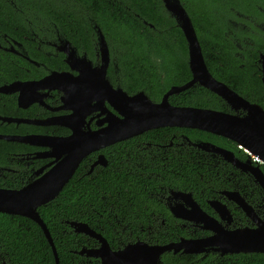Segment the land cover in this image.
I'll return each mask as SVG.
<instances>
[{
    "label": "trees",
    "instance_id": "16d2710c",
    "mask_svg": "<svg viewBox=\"0 0 264 264\" xmlns=\"http://www.w3.org/2000/svg\"><path fill=\"white\" fill-rule=\"evenodd\" d=\"M181 3L196 31L208 70L244 99L264 107V86L257 63L264 46V32L243 18L248 16L256 24H262L264 0H181ZM231 19L247 24V29L239 28L230 35L228 21ZM95 27L101 31L110 48L109 75L128 94L144 91L152 101L157 102L170 87L183 85L190 80L185 38L174 19L164 12L160 0H0V33H8L16 40H22L23 35L33 37L34 41L29 43L32 58L48 61L47 64L53 69L60 63H56L53 56L45 57L36 49V43L44 44L47 40L54 43L58 38H64L90 55L96 41ZM236 39L240 40L242 50L238 49ZM247 40L252 44H247ZM236 52L241 55H235ZM8 58L16 62L13 56ZM4 62L7 60H0L6 74L12 75L11 79H15V75L25 74ZM170 102L173 105L226 111L219 97L200 86L185 90L184 95L179 97H171ZM191 132L193 137L231 149L243 157L236 145L226 138L196 129ZM0 133L9 132L0 127ZM29 149L22 144L0 140V168L9 166L13 153L21 154ZM198 160L187 162V165L182 163L180 168L175 167L176 173L181 171L183 174L169 178L177 183L183 182L185 185L182 187L192 190L202 207L206 199L216 196V190L223 187L228 189V185L238 189L253 203L251 190L244 185H248L247 180L239 182L237 187L225 176L231 180L237 177L221 172L229 168L214 166L211 160L199 164ZM259 166L264 172V164ZM217 169H221L220 174L216 173ZM0 173V187L20 185L16 175L5 171ZM77 175L78 172L55 200L38 208L52 237L58 264H83L75 250L79 249V240L85 237L74 234L66 222H85L104 236L108 233L105 218L109 210L101 194L107 195L104 185L109 180L104 174H97L95 178L86 175L81 179ZM136 178L135 182L130 180L134 188L139 186L141 180ZM255 193L259 192L255 190ZM135 196H129L126 208L111 213L117 214L120 220L121 217H133L139 209L146 212L141 204L144 193L136 189ZM96 212L103 214L99 223L95 220ZM239 214V211H233L235 219L243 218ZM178 235L188 236V233L177 229L176 234L167 241ZM165 239L162 234L147 238L152 243L160 244L166 243ZM1 255L6 256L11 264H55L52 249L38 224L24 217L3 213H0ZM211 258L199 264H217ZM184 261L182 257H176L170 264H188ZM222 264H264V254L239 255L236 261H223Z\"/></svg>",
    "mask_w": 264,
    "mask_h": 264
},
{
    "label": "water",
    "instance_id": "95a60500",
    "mask_svg": "<svg viewBox=\"0 0 264 264\" xmlns=\"http://www.w3.org/2000/svg\"><path fill=\"white\" fill-rule=\"evenodd\" d=\"M162 2L165 10L174 19L185 38L191 79L183 85L170 87L160 102L152 101L144 91L128 95L119 87L113 88L105 80L104 69L109 60V50L103 34L95 27L98 47L104 64L101 65L102 71L98 68L88 70L90 69L88 65L81 68V75L79 74L80 76L75 80L65 78V82L68 83L62 89L64 93L63 102L64 104L69 103L68 105L74 106V108L77 107L71 109V114L62 118L47 120L0 118V120L8 123L16 124H56L72 131V134L67 138L0 134V140L53 148L54 156L57 160L60 159L58 162L56 160L55 165L48 172L20 189L0 188V213L21 216L38 224L52 249L55 264H58L57 252L49 230L37 211L38 208L53 201L59 195L86 155L145 131L161 127H184L208 132L234 142L246 154L247 160L245 162L236 158L233 152L209 142H201L197 144V147L208 153L221 156L225 162L242 172H249L264 193V173L258 164L252 165L251 163V159L257 157L260 163L264 164V107L244 99L211 75L191 19L180 1L162 0ZM70 47L69 42L65 41L58 47V50L64 51L66 64L73 68V63L76 66L79 61L74 59V51L69 50ZM257 62L260 65L261 82L264 86V48L259 54ZM68 75V73L52 72L46 79L55 80ZM80 82L82 83L80 84ZM31 85L34 84H28V86ZM194 85L205 88L223 100L231 113L208 108L174 106L169 103L170 95L185 91ZM14 86L16 87V84L7 86L4 90L0 88V91L12 93ZM54 88L59 87L55 86ZM22 95L24 94L19 95L18 103L20 107L25 108L27 103L22 100ZM91 101L94 102L92 106ZM105 101L118 114H113L103 108L102 112L105 113L106 117L102 122H97V125L105 122L107 123L106 126L95 131L90 130L91 119L86 122V117L91 113L92 108L96 110H99V107L102 108ZM103 160L104 157L100 156L98 158L99 164L105 165ZM224 194L252 221L253 227L227 229L226 226L231 224L233 217L225 204L218 200L209 202L211 210L217 216L214 218L203 211L189 193L181 194L185 205L176 204L171 212L175 217L193 223L200 230L211 232L209 237L181 239L179 243L164 246H150L144 242H136L118 252H112L103 237L90 230L86 224L72 222L70 226L76 233L86 234L96 238L101 243L99 249L90 250L88 253L100 258L102 264H158L163 253L171 251L177 253L180 250L186 254H199L209 251L220 255L264 253V220L258 218L252 207L237 192Z\"/></svg>",
    "mask_w": 264,
    "mask_h": 264
},
{
    "label": "flooded vegetation",
    "instance_id": "af4514ba",
    "mask_svg": "<svg viewBox=\"0 0 264 264\" xmlns=\"http://www.w3.org/2000/svg\"><path fill=\"white\" fill-rule=\"evenodd\" d=\"M179 1L181 3V0ZM160 2L162 3L164 12L167 13L162 0H160ZM182 7L184 8L183 5ZM243 18L247 22L254 24L259 30H262L264 32V22H262V24H256L254 20L249 19L248 16H245ZM228 23L230 27L228 28V33L230 35L234 34L233 32L237 31V29L240 28V24L242 25V23L233 19L229 20ZM231 23H234L237 27H231ZM236 40L238 49L242 50L239 44L240 40ZM33 41V37L29 38L25 35L22 36V40H16V38H14L8 33H0V60H7V62H4L5 65L10 64L12 66L11 68H17V70H21L25 73L15 75L16 78L11 79L12 75L10 73L6 74V69L3 68L0 64V88L4 90L7 86H12L13 84H16V87L14 86L13 88L14 92L12 93H7L5 91H3L2 93V91H0V118L47 120L51 118H62L64 116H67L71 114L72 108L76 109L77 107L74 108V106L68 105L69 103L64 104L63 102L64 93L62 89H64V87H66L68 83L65 82V78H69V80H75V78L81 75V68H85L88 65L90 66V69L88 70H94L95 68H98L102 71L101 65L104 64V59H102L101 52L98 47L97 33L96 41L93 43L92 46L93 52L90 55L87 52L74 47L68 40L64 38H58L57 41L54 43L49 42L48 40L44 42V44L42 42H37L36 49L39 52L44 54L45 57L53 56L54 61H56V63H60L57 64L58 67H56L55 69H53L52 66L50 67L47 64L49 63L48 61L45 62L40 61L36 58H32L29 43ZM65 41L69 42V44L71 45L69 50L74 51V59L79 61L76 66H74L73 63V68H70L69 65L66 64V55L64 51L58 50V47ZM246 43L252 44L250 40H247ZM108 50L109 60L104 69L105 80L109 84H111L113 88L119 87L124 90L122 87L119 86L117 82H114L109 75V69L111 64V54L109 47ZM59 55H62V58L57 59ZM235 55L240 56L241 54L240 52H236ZM8 56H13L16 59V62H14L11 58L9 59ZM62 65H64V67H61ZM37 71H39V74H36ZM52 72L68 73L69 75L55 80L46 79L47 76ZM81 83L82 82H80V84ZM28 84L34 85L28 86ZM55 86L59 88H54ZM21 93L24 94L22 95V100L27 103V107L25 108L20 107L18 103L19 95H21ZM136 93L127 94L133 95ZM164 94H162V96ZM181 95H184V91L170 95L168 98L169 103L173 105L170 102V98L175 96L179 97ZM160 100L157 102H160ZM93 104L94 102L91 101V106ZM224 105L226 107V111H219L231 113L228 106L225 103ZM174 106L186 105L174 104ZM103 108H106L109 112H112L113 114H118L115 110L110 107V105L106 101L104 102L102 108L99 107V110L92 108L91 113L86 117V122L91 119V122L89 123L90 130L95 131L106 126L107 123L105 122L101 123L100 125H97V122H102V120L106 117L105 113L102 112ZM0 127H2L4 131L9 132L0 134L11 136L39 135L51 138H67L72 134V131L69 128L56 124H16L0 120ZM84 130H86V127H84ZM192 130L195 129L184 127H161L151 129L139 135L127 138L122 141H118L114 144L93 151L86 155L84 158H82L74 172V174L78 172V179H81L86 175L95 178L97 174H104L105 178L109 180L108 184L104 185V188L107 189V195L101 194L103 196L102 198L105 201L104 205H107V210H109L105 218V228L108 230L107 235L104 236L101 232L97 231L94 228H91L85 222L76 220L66 222V225H68V227L73 231L74 234H80L81 236H83V238L85 237L83 240H79V249L75 250V253L81 258L83 264H102V260L100 258L91 256L88 253V251L90 250L94 251L99 249L101 243L96 238L89 237L83 233H76L74 229L70 226V223L72 222L86 224L90 230L103 237L106 244L108 245V248L112 252H118L124 247L132 245L136 242H144L150 246H164L179 243L181 239L189 240L209 237L211 235V232L200 230L198 227L194 226L193 223L183 220L181 218H177L172 214L171 209H173L176 204L185 205L184 198L181 196L182 193L191 194L192 199L199 205V207L208 215H211L214 218H217V216L211 210L209 202L212 200H218L222 204H225L230 210L233 218L230 225L226 226L225 223H223V225H225L227 229L230 230L243 227L251 228L253 226L252 221L245 216L244 212L241 211L240 208L237 207V205H235L232 201L228 200V197L225 196L224 193L237 192L252 207L253 212L258 216V218L264 220V193L262 191V188L258 184H256L254 177L249 172H242L241 170L225 162L221 158V156L217 154L208 153L198 148L197 144L201 142H211L198 137H193V135L190 134L192 133ZM22 145L28 146L30 147V149L27 150L25 153L21 154L13 153L10 158L9 166L6 168H0V172L5 171L8 173H12L19 178L18 183L20 185H18V187H10V189H20L24 185L37 180L46 172H48L55 165L57 160L56 156H54L52 152L53 148L38 145ZM219 147L224 148L222 146ZM236 148L238 151H240L243 157L238 156L236 151H233L228 148L224 149L233 152L236 158H238L241 162H245L247 160L246 154L243 153L237 147V145ZM100 156L104 157L103 163L105 165L99 164L98 158ZM197 159H199V164H205L211 160L215 163L214 166H219L222 169L229 168L230 170L217 169L216 173L220 174L221 170L223 175L229 173V175H232L234 178L237 177L236 180H231L232 178L230 179L228 176H225L226 179L233 181L231 183H234L237 187L239 182H245V180H247L248 185H244L246 187H249V189L251 190L250 195L253 196V203L252 201L247 199L246 195L241 194L238 189L232 188L231 185H228V189L225 187L220 188L215 191L216 196H214L212 199H206V203L203 208L202 204L199 203L194 197L193 191L188 188L182 187L183 185H185L182 184L183 182L177 183L173 179L169 178L170 176H175V174H179L181 172L179 171L178 173H176L175 167L178 166L180 168L182 166V163H185L187 165V162L195 161ZM58 161H60V159H58L57 162ZM251 163L252 165L261 164L252 160ZM74 174L72 175L70 180L73 178ZM136 177L141 178V180L139 186L134 188L132 186V182H135L137 180ZM131 179H133L132 182L130 181ZM69 181L64 185V187L69 183ZM136 189L144 193V198L141 200V204L143 209L146 210V212H142L143 210L139 209V212L133 217H121V219L119 220L117 214H113L111 213V211H115L117 209L122 210L126 208V206L128 205L129 196L136 197ZM255 190H257L259 193H255ZM257 199L260 200L257 201ZM207 210H210L211 213H208ZM234 210L239 211L243 218L238 217L235 219L233 215ZM96 213L97 218L95 220L99 223L101 222L100 218L103 216V214H100L98 212ZM177 229L184 230L188 233V236L178 235L173 240L167 241L176 234ZM99 230H101L100 227ZM198 232L199 234H197ZM161 234L166 238V243H152V241L147 240L148 237L151 238L152 236H158ZM252 254L264 253H236L220 255L219 253L209 251L206 253L199 254H186L183 253L182 250H180L177 253H173L172 251L163 253L159 258L158 264L173 263L176 257H182L186 262H188V264H199L201 262L207 261L208 258L212 257L211 261L217 262V264H222L223 261H236L239 255ZM208 260L210 261V259ZM2 262L6 264H11L10 260L4 255L0 256V263Z\"/></svg>",
    "mask_w": 264,
    "mask_h": 264
},
{
    "label": "rangeland",
    "instance_id": "374dc122",
    "mask_svg": "<svg viewBox=\"0 0 264 264\" xmlns=\"http://www.w3.org/2000/svg\"><path fill=\"white\" fill-rule=\"evenodd\" d=\"M230 26L231 27H234L235 26V24L234 23H231L230 24ZM264 26V25H263ZM237 26H235L234 28H236ZM241 29H244V30H246L247 29V24H240V26H239Z\"/></svg>",
    "mask_w": 264,
    "mask_h": 264
},
{
    "label": "built area",
    "instance_id": "2783aa9c",
    "mask_svg": "<svg viewBox=\"0 0 264 264\" xmlns=\"http://www.w3.org/2000/svg\"><path fill=\"white\" fill-rule=\"evenodd\" d=\"M253 161L259 163V159H258L257 157H254V158H253Z\"/></svg>",
    "mask_w": 264,
    "mask_h": 264
},
{
    "label": "clouds",
    "instance_id": "9594fccd",
    "mask_svg": "<svg viewBox=\"0 0 264 264\" xmlns=\"http://www.w3.org/2000/svg\"><path fill=\"white\" fill-rule=\"evenodd\" d=\"M108 46V45H107ZM253 161V158L251 159ZM255 162V161H254ZM259 163H260V160H259Z\"/></svg>",
    "mask_w": 264,
    "mask_h": 264
}]
</instances>
